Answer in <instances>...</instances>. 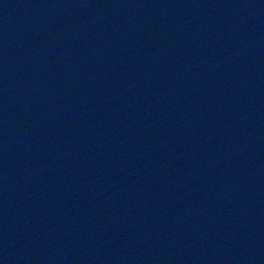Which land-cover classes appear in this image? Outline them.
<instances>
[{
    "label": "water",
    "instance_id": "1",
    "mask_svg": "<svg viewBox=\"0 0 264 264\" xmlns=\"http://www.w3.org/2000/svg\"><path fill=\"white\" fill-rule=\"evenodd\" d=\"M116 9L114 13H112L113 17L112 19L115 20V18L119 17L121 18V20L123 21V19L125 18V16H127V12L128 10H126L123 5L121 3L116 4L115 8ZM122 13V15L120 16V14ZM128 17V16H127ZM126 17V18H127ZM117 21L115 22L113 25L116 26V28L122 24V21ZM125 20V19H124ZM114 26L110 27V31L111 33L113 32ZM115 28V29H116ZM109 31V28H106ZM122 31H119L118 34H122ZM117 35V34H115ZM106 47V46H105ZM122 47V46H120ZM124 48L121 50V52H119L118 57L122 58L125 60V64H127L128 61H130V63H128L129 65L132 64V59H126L129 56H126L124 54ZM191 53V52H190ZM194 53V52H193ZM139 55V53H136ZM93 57V56H92ZM91 62V63H90ZM90 64H92L93 66V61L90 60ZM134 64V61H133ZM138 72V71H137ZM140 79V77H139ZM135 80V79H134ZM134 80H130V81H134ZM141 80V84H145L148 83V80L146 78H142ZM149 84V83H148ZM179 88H183L182 86H180ZM186 89V87H185ZM188 89V88H187ZM69 94H72V91H69L64 97L63 99H65L64 101H66V103L64 104H68L70 105L71 101L73 100V98L68 97ZM118 97L120 98H116L114 99L113 102L109 103L106 106H103V99H101V104L97 103L98 106L95 107V109H99L98 111L101 112L100 114L106 112L107 114H110V117L113 119L111 123H107L109 126H112V128H114L116 130V132L120 135L126 136L128 135L127 130L124 128V125H126L125 121L126 118L122 119L119 118L118 116L123 117L124 116V111H121L120 114L116 113L117 107L120 105H122V108L124 109L123 106H128L130 104H132V101H134L135 103L139 100L137 98H132L131 93L128 90H123L122 92H118ZM213 94V93H212ZM121 95H128L129 99L128 101H122L123 104H121ZM77 96V95H76ZM85 97V95L81 94L80 97ZM87 96V95H86ZM116 96V94L114 95ZM210 95H207V99H209ZM83 99V98H82ZM185 102L181 103V104H177L176 106H172L171 104H168V106H164V107H159V109H157V111L155 110L154 113L160 115V117L157 119L154 128L156 129V131L151 135L146 134L144 136H141L142 139H139L135 148L128 146L129 143H132L133 141L130 139L131 142H127L125 146L123 145H117L119 146V148L121 149V146H123L122 148H127L125 150L122 151L123 155L122 157L119 156V158H125V161H123V165H120L121 168H123L125 170V174L127 175L125 177V179L131 177L130 179H133V182L130 183H126L127 186H124V189L122 190L123 193H117V195L114 196V198L111 200L110 197H108L107 195V203L106 205L103 203V207L102 209H108L110 208L111 212H114L115 216H118V221H115L113 224V231L116 232H120V239L118 242H115V248L116 251L119 253L118 259L120 264H130L132 262V264H135L137 262V256L140 255V252H144L145 248L143 246V243L141 242V238L140 235H135L132 238L127 239V235H123L121 234V229L123 224L128 226V230L131 231V233H136V229L133 226V224L136 223V221L134 222V219L136 220L137 217L132 215L133 213L136 215H141L143 216L145 211L142 206H139L138 209L136 208L137 206V201L139 200L138 197H142L144 194L145 196H143L142 198L148 197L150 196V194H154L155 192L150 191H146V193H142L143 187H146V189L149 187V179L152 181V178H150V175L146 172V169L149 168V170H151L152 168H154L158 162V160L160 159L161 155L166 153V155H170L165 151V147L163 146V141H161L162 139V133H159V128L157 126L158 122L160 121L159 119L163 118V122H169V119L171 118V114L173 115L174 113V109L175 107H177V109H181L184 112H195L197 111L196 107L194 106L195 103L200 102L199 99L197 98V96L195 94H192V98L189 100H185ZM180 102H182V100L180 99ZM130 103V104H129ZM55 105V104H54ZM102 105V107H101ZM148 105L150 106V102H148ZM190 106V109H188L187 111V107ZM55 106H52L48 109H45L41 112H33L34 115L38 118H41V116L44 115H48L51 117V112L52 110L55 112L56 110L54 109ZM129 107V106H128ZM174 107V108H173ZM67 108V109H66ZM65 109H63V111H60L62 113V116L64 118V121H66V125H67V129L65 130L64 134H66L67 137V145H63L62 142V138L63 137H58L59 134H57L58 136L54 137L52 141H47V144H51L52 145V149H50V151H45V146L42 147V149H40V151H38L35 155H33L32 153H35L34 150L37 149V144L38 142H36L34 139H31V137L28 138L26 132H22L21 131V127H18V123H14V125H16L17 127H11V126H7L8 124H11V121H14V116H12V110L15 109V107L11 106L8 102H6L1 96H0V120H7L4 123H6L4 126L5 127H0V149H3V153L5 154V159L2 160L1 162V166H0V174L3 171H7L9 169V174L14 177L15 184L14 186L15 189H13V197H14V203H13V209L11 207H9V205H6V203L3 204V200H4V196H6V194L8 195L9 193L5 192V190L1 187L0 185V213H2V217L0 214V263L2 264H11V262H14V264H60L61 261L58 260H51L50 257L54 252H57V254L60 255H65V251L69 250L71 247L74 248L75 244H81V236H77V234L79 235L80 232H82L84 235L90 236V237H86V245L88 248L92 249V248H97L99 245V243L97 241H92L95 238V234L96 232L94 231H90V226L92 225V223L96 222L98 218L96 214L91 213L90 211L91 209L89 208V205L91 204V202L89 204H86L84 206H74L72 208V212L76 213L75 217L67 222L68 227L73 229H68L65 228V233L63 231H55V226L58 224V222L61 220L60 217L57 218H51L52 216V211L54 210V206H49L48 202H47V208L44 210L39 209V204L42 201V199L38 198V197H33L31 196V204H29L26 207H23V195H19V192L24 193L25 190L26 192L30 191L32 189L36 188V192L37 190H43V192H45L44 194H50L49 191L46 193V191L44 190H50L51 192H55L57 189L59 190L58 193L63 191V188H72L73 185H76L77 183L83 182L85 180H88L89 183H91L94 180V176H93V172L94 170H97L98 168L99 173L97 175V178H103V182H106V180H108V172L106 169H104V167H101L102 162L100 161V157L104 156V157H109V158H114L116 157V155H120L121 152L115 153V154H111L109 152V150L111 149L110 146H107V141H110L111 138L109 137V131L105 132V138H107L106 142L104 141V139H102V141H98L97 145L93 148L90 149H83L80 150V138H82L83 134L85 135L83 138L87 139L86 136L90 135L93 133V127H88L86 129V127H81V125H77L76 127H70L71 123H69V117L68 114L70 112V108L69 106L66 107ZM7 109V111H6ZM153 108H151L152 110ZM176 110V109H175ZM202 110L204 111V107L202 108ZM104 111V112H103ZM255 111V110H254ZM53 112V115H54ZM23 114H27L29 112H21ZM32 114V113H29ZM27 114V115H29ZM100 116V115H99ZM220 116L226 120V121H230L231 117H229V113L226 112L225 110L222 111L220 113ZM137 117H140L139 115L135 114L133 117L131 115L130 118L135 119V121L137 119ZM183 117V116H182ZM200 117V115H196L195 117L193 115H189L187 116L188 119H191V121L193 122V119H198ZM211 117V116H210ZM28 118V117H26ZM119 118V119H118ZM51 119H53V117H51ZM252 119V118H250ZM130 121H132V119H129ZM213 122L216 123L215 119H212ZM177 121H180V118H177ZM261 121V120H260ZM113 122L117 123L118 126H114ZM139 122V121H138ZM145 122V123H143ZM171 122V121H170ZM3 123V124H4ZM53 123V122H52ZM130 128V122H127ZM161 124V123H160ZM34 127L36 128V126L41 130H43V128H46L44 125L41 124V122H39V125H37L36 123H33ZM99 125V123H98ZM7 126V127H6ZM55 126V125H54ZM60 126V125H59ZM161 126V125H160ZM258 127H261L264 129V123L262 122H257V126L256 129ZM149 128V123H148V118L145 117V119L142 122L137 123V125L135 127L132 128V130L137 131V132H141V131H145L148 130ZM74 130V131H73ZM254 130V129H253ZM4 131L5 133L3 134ZM47 131V130H46ZM45 131V132H46ZM88 132V133H87ZM252 134L254 131H251ZM47 133V132H46ZM250 133V132H248ZM264 133V132H263ZM263 133L259 136H251L248 139H245V143L247 142L248 145H250V143L253 144V140L256 137L264 138ZM157 134L160 135L157 137ZM250 135V134H249ZM254 135V134H253ZM263 135V136H262ZM183 138V137H182ZM187 138H190V136H185L184 139H180L183 141H179L176 144H171V146L169 148H173L174 147H183L182 149V153L184 154L183 160L184 162H182V165L184 164L185 166H187L188 163L191 164V166L193 167L194 165L202 168L205 165V158H201L197 155V153L193 152L191 149H193L194 144L190 143L188 144V140ZM85 139L83 140V142L85 141ZM185 140V141H184ZM177 141V140H176ZM191 141H195V139H191ZM57 145H60L61 148L58 149ZM197 145V143H196ZM255 146L252 147H247L244 151L243 156H239L242 157L243 159H240V162H238V160H236V156H233L232 158H230L229 160H236V164L235 162H231V168L232 170H230L231 174H235L240 172L239 174H247L250 171H252V174H254L255 172L261 171L264 166L263 164H261L260 162V158L262 157V153L259 154V157L257 153L259 148L261 149V144L259 145L256 142H254ZM31 146V147H29ZM77 148L76 149V155L79 156L82 159L81 163L82 165L81 168L78 169V173L76 174H72V169L75 170V161L72 160V167H66V159H68L69 157H66L67 154L71 153V147ZM116 147V145H115ZM189 147V148H188ZM192 147V148H191ZM58 149V151H57ZM167 149V148H166ZM69 150V151H68ZM103 150V151H102ZM122 150V149H121ZM58 153H55V152ZM106 151V153L104 152ZM192 151V152H191ZM74 152V150H73ZM263 152V151H262ZM194 153V158L191 154ZM72 154V153H71ZM160 154V155H159ZM173 154V153H172ZM253 154V155H250ZM158 156V157H157ZM176 158H179V155H177ZM102 160H104L103 158H101ZM38 160V162H37ZM43 161L44 166H46L47 161H53L54 162V167H45L46 169L44 170V168L42 167V165L39 164V161ZM69 160V159H68ZM195 161V163H191L192 161ZM61 162L62 166H57V164ZM106 162H108L110 165L115 164V166H111L114 167L115 170H119V165H118V161H112V160H106ZM70 164V162H69ZM17 165L19 167V171L18 173H15L16 170L14 168V166ZM10 166L11 169H10ZM78 166V165H77ZM248 166H250L251 169H246L248 168ZM110 167V168H111ZM57 168V169H56ZM83 168V170H82ZM87 169V170H86ZM166 169H170V167H166ZM55 170V171H54ZM86 170V171H85ZM211 170V169H210ZM118 171V172H119ZM152 171V170H151ZM12 172V173H11ZM116 172V171H114ZM153 172V171H152ZM214 172V174H212ZM218 171H210L208 170V172H206L207 177L210 176V178L213 180V182H216L217 185L218 183L220 184V182L222 183V181L220 180L221 178H219L218 174H216ZM85 173V174H84ZM7 174V173H6ZM5 174V175H6ZM17 175L19 176V178H16ZM138 175V176H137ZM139 176H141L140 178L144 177L143 180L138 182V178ZM206 176V175H205ZM114 181L117 184H120L119 186H121L122 182H125L122 180H119L118 175H115ZM206 177V178H207ZM86 178V179H85ZM240 178L239 182L234 183L235 186L240 185L242 187V191H241V196H239V198L243 199V201L245 202V199H247L248 197H252V196H257V201L261 200V192H252L254 194H249L248 193V186H250L248 182V180L243 181ZM153 179H162L159 175L155 174V177ZM109 180H111V178H109ZM260 182V180H258ZM37 182V184H36ZM138 182V183H137ZM140 182L144 183L145 186L141 185ZM60 183V184H57ZM214 183V184H216ZM26 185H28V187H25ZM50 186V187H49ZM104 188H107L108 184H103ZM131 186L133 188V190H131ZM221 184L218 186L220 187ZM101 187V185H100ZM87 189H83V196L86 197V194H88V192H86ZM100 193H102L103 191H99ZM96 193H94L95 196ZM106 197V194H104V192L102 194H100L98 197H96V199H93V202L95 203L94 206H100V201H104V199L102 198L103 196ZM49 196V195H47ZM63 196V195H59ZM64 197V196H63ZM164 199V198H163ZM60 201L62 202V199L60 198ZM140 205H141V199L139 200ZM262 202V200H261ZM123 203V207L121 208ZM15 208V206H17ZM5 206H7V209L5 208ZM136 206V207H135ZM166 207L167 209L170 211V214H167V217H170V215L172 214V210L169 209V204H161V207ZM135 207V208H134ZM142 207V208H141ZM190 209H194L195 206L190 205ZM100 209V207H98ZM183 208V207H182ZM182 209V218L185 219V222L189 219V216H186L190 213V210H186ZM31 210V211H28ZM35 210V213H33L32 211ZM244 212V211H243ZM29 213V214H28ZM101 213V212H100ZM100 213H97L98 215H100ZM169 213V212H168ZM245 213V212H244ZM215 215V214H213ZM9 217L10 219H16V221H13L11 224H5V220L4 218ZM41 216V219H39ZM96 216V217H95ZM120 216V217H119ZM178 216V215H176ZM34 218V222L32 223L31 218ZM93 217H95L94 219H92ZM150 215H145V221H147V219H149ZM260 217L261 215H258L254 218V221L256 222V224L260 223ZM90 220H87V219ZM203 218V217H202ZM51 219H53V223L50 224ZM204 222H202L203 224H201L199 227L198 233L201 235L202 232L201 231H205V227L208 224H213L214 223V219L212 218V221L209 219L208 221L205 220L204 218L202 219ZM243 221H246L247 223H242L239 221L240 224H246V229H248L249 227L252 226V228L255 227H259V225H252L251 220L249 219L246 215H244L242 217ZM128 221V222H127ZM31 222V223H30ZM57 223V224H56ZM109 223L112 222H107L105 224V229H110V225ZM188 223H191L190 220H188ZM238 223V224H239ZM64 224V223H62ZM192 224V223H191ZM239 224V225H240ZM65 224V226H67ZM235 225H237V222H235ZM125 229V228H123ZM255 234H259L258 231H256ZM190 235V234H189ZM32 236L33 239H30L28 242L26 241V239L30 238ZM105 235L102 234V238H105ZM193 236H195V233H193ZM108 237V236H107ZM123 237L125 239H123ZM23 238L22 241H18V239ZM89 238H91L90 242H89ZM4 239H7L8 241H4ZM9 242V243H8ZM3 243V244H2ZM189 246L191 245V243H189L188 241L186 242ZM198 244L195 243L194 246H196ZM86 246H83V248L81 249L82 253H79L78 251L72 252L74 255L73 257L75 259H77L76 261H79L78 258L81 257V263L82 264H90L89 260L92 259V256L88 253L91 250L90 249H84ZM151 250L152 252L155 251V253L158 256V260H161V253L159 251L160 248H158L156 245H154L153 243L150 244ZM197 252V251H196ZM194 253V249L193 247L189 248V254L192 257H189L192 261V263H195L196 260L199 261H204L206 264L207 263V258L206 256H197V253ZM12 253V254H9ZM9 254V255H8ZM18 255V256H17ZM129 256L130 261H127V259L125 260V257ZM13 256V257H11ZM177 256V255H176ZM175 256V258H177ZM16 258V259H15ZM64 258V257H63ZM141 258V255H140ZM145 260H147L146 258H144ZM63 260V259H62ZM91 261V260H90ZM16 262V263H15ZM93 263V261H91ZM118 262L116 258H114L113 263ZM118 262V263H119ZM66 263V262H65ZM112 263V264H113ZM237 263L239 264H244L242 261L237 260ZM69 264V263H66ZM77 264V263H75ZM104 264V263H101Z\"/></svg>",
    "mask_w": 264,
    "mask_h": 264
}]
</instances>
